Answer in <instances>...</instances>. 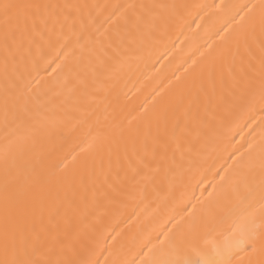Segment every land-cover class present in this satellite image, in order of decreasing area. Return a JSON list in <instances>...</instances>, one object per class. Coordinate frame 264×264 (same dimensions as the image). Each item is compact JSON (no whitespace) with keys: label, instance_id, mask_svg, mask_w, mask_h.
Instances as JSON below:
<instances>
[{"label":"bare ground","instance_id":"6f19581e","mask_svg":"<svg viewBox=\"0 0 264 264\" xmlns=\"http://www.w3.org/2000/svg\"><path fill=\"white\" fill-rule=\"evenodd\" d=\"M262 84L264 0H0V264H264Z\"/></svg>","mask_w":264,"mask_h":264},{"label":"snow or ice","instance_id":"6c2138e0","mask_svg":"<svg viewBox=\"0 0 264 264\" xmlns=\"http://www.w3.org/2000/svg\"><path fill=\"white\" fill-rule=\"evenodd\" d=\"M39 5L23 4V3H4L2 5V16L6 29L20 28L27 26L28 21L33 17V8H39ZM264 91V84H262Z\"/></svg>","mask_w":264,"mask_h":264}]
</instances>
